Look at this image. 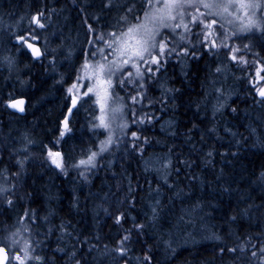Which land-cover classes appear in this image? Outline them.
Listing matches in <instances>:
<instances>
[{
  "label": "trees",
  "instance_id": "1",
  "mask_svg": "<svg viewBox=\"0 0 264 264\" xmlns=\"http://www.w3.org/2000/svg\"><path fill=\"white\" fill-rule=\"evenodd\" d=\"M103 2L0 0V182L6 175L15 184L14 192L0 195V230L35 213V223H25L40 242L36 254L51 264H262L264 103L249 85L258 67L250 56L247 66L234 64L191 35L180 44L188 55L179 47L159 72L145 74L144 100L135 111L152 120L131 124L130 118L128 135L98 158L95 169L84 176L74 171L72 165L104 136L90 127L91 119L80 118V110L72 131L59 134L67 89L91 50L87 25L107 31L123 14L122 7L103 9ZM114 2L133 4L138 12L142 0ZM38 9L56 12L46 29L37 30L35 43L45 55L34 61L25 48L14 47L12 33L27 29ZM239 42L254 44L252 51L264 57L259 33ZM217 89L234 96L221 106ZM119 95L128 102L124 91ZM18 98L28 102L25 116L8 109ZM26 138L33 141L27 152ZM47 148L63 154L67 175L47 159ZM128 230L122 259L114 249Z\"/></svg>",
  "mask_w": 264,
  "mask_h": 264
},
{
  "label": "snow or ice",
  "instance_id": "2",
  "mask_svg": "<svg viewBox=\"0 0 264 264\" xmlns=\"http://www.w3.org/2000/svg\"><path fill=\"white\" fill-rule=\"evenodd\" d=\"M121 7L123 14L117 19L116 25L109 26V30L98 32L91 24L87 25L88 33L92 36L87 41L91 50L85 54L76 80L67 89L70 94L69 105L66 106L67 115L61 121L60 138L72 131L69 116L74 114L73 110L79 111V108L89 101L93 102L95 108L90 127L93 130L103 129L107 134L105 139L99 142L96 151L90 149L86 158L79 159L72 165L74 168H83L81 176L97 167V158L101 154L119 146L122 138L128 135L130 118L131 124L152 120L147 113L137 116L135 105L142 104L144 100L146 73L159 72L167 57L180 54L177 47H180L184 55L189 54L188 47L176 43L177 37L184 41L189 35L197 36L201 46L213 54L226 50L229 60L234 64L247 66V57L250 56L252 63L258 67L249 84L260 98L259 102L264 103V75H261L264 72V57L260 52L252 51L254 44L243 43L241 46L236 43L249 40L257 33L264 37V0H142L138 12L134 10L133 4L119 5L114 0H104L102 4V8L108 11ZM55 12L56 9H48L46 14L45 10L38 9L32 14L27 29L12 33V38L17 42L14 47L31 50L37 59L45 55L35 44V41L41 38L37 30L46 29ZM94 19L99 21L100 17L96 16ZM193 29L198 32H193ZM188 43L191 44V41ZM260 48L264 50V43L260 44ZM6 59L10 64L13 63L11 58ZM215 71L220 73L222 69L217 67ZM120 91L125 92L128 102L119 95ZM220 91L217 89V92ZM8 104L21 112L24 111L23 100L10 99ZM131 136L139 139L136 132H131ZM32 143L33 141L27 140L23 151L27 152L28 145ZM56 143L58 144L59 140ZM46 153L51 164L67 175L63 154L51 148H47ZM17 164L22 169L24 161L18 160ZM13 176L18 177L19 173H14ZM14 190L15 184L4 175L3 182H0V195L7 197ZM6 203L12 205L13 201L6 199ZM155 213L156 209L153 208V218ZM25 219L35 223V213L25 212L19 221L21 226L9 232L5 241L0 242V264H51L45 257L36 254V247L40 242L31 239L30 227L23 224ZM122 219L124 216L121 213L116 217V222L119 224ZM134 226L139 230L144 228L143 224ZM60 227L67 231L64 224ZM24 234H27L28 238H25ZM130 240L131 230H128V234L117 241L114 251L119 253L122 259L127 255L129 249L126 245ZM229 251L235 252L236 249ZM252 255L256 256V253L253 252ZM150 259L145 257L146 261ZM76 264H79V261H76Z\"/></svg>",
  "mask_w": 264,
  "mask_h": 264
},
{
  "label": "rangeland",
  "instance_id": "3",
  "mask_svg": "<svg viewBox=\"0 0 264 264\" xmlns=\"http://www.w3.org/2000/svg\"><path fill=\"white\" fill-rule=\"evenodd\" d=\"M193 32H198V30L197 29H193ZM258 34V33H257ZM191 35H189L187 38H189ZM186 38V39H187ZM185 39V40H186ZM176 43L178 44V45H180L181 43H182V41H180L179 40V38L177 37V39H176ZM236 43H238V44H240V42L239 41H236ZM242 46V45H241ZM177 49H179V47H177ZM219 51H223V55L227 58V56L229 57V54H228V52L226 51V50H219ZM183 54V53H182ZM184 55V54H183ZM142 71H143V68H142ZM263 73L264 72H262L261 73V75H263ZM250 85V84H249ZM228 91H230V90H228L227 89V93H224V92H219V96H218V101H216V102H221V106H224L226 103H227V101H228V99H230V98H232L234 95H231ZM80 94V92L78 91L77 92V95H79ZM225 97V98H224ZM86 99V98H85ZM79 110H80V118H82V119H84V118H88L89 120L91 119L92 120V116L95 114V108H94V105H93V102L92 101H89L88 103H86V104H84V106L83 107H80L79 108ZM96 131H99L100 133H102L104 136H103V139L102 140H104L105 139V136L107 135L105 132H104V130L103 129H95ZM98 146H99V143H98ZM98 146L96 147V149L94 150V151H96L97 149H98ZM113 150V148L112 149H110L108 152H105V153H103V154H101V156H99V157H102V156H105V155H107V154H109L111 151ZM93 151V150H92ZM113 154V153H112ZM112 154H110L109 156H111ZM98 157V158H99ZM98 158H97V160H98ZM82 159V158H81ZM79 161V160H78ZM77 161V162H78ZM76 162V163H77ZM75 163V164H76ZM73 169H74V171L77 173V172H81V171H83V168H74L73 167ZM91 171V170H90ZM90 171H86V172H90ZM23 224H27V223H25V220H23ZM28 225V224H27ZM21 225H20V223H19V221H16V223L13 225V226H11L10 228H6V229H1L0 230V242H4L5 241V238L7 237V235H8V233L9 232H11V231H15V229L17 228V227H20ZM31 234H32V230H31ZM25 235V238H28L27 237V234H24ZM22 254V253H21Z\"/></svg>",
  "mask_w": 264,
  "mask_h": 264
},
{
  "label": "water",
  "instance_id": "4",
  "mask_svg": "<svg viewBox=\"0 0 264 264\" xmlns=\"http://www.w3.org/2000/svg\"><path fill=\"white\" fill-rule=\"evenodd\" d=\"M35 44H36V46H37L38 48H40L41 52H44V51H43V48H42L39 44H37V43H35ZM25 49H26V48H25ZM26 51H27V53L32 57V59H33L34 61H41V60L43 59V57H44V55H42L39 59H37V58L32 54L31 50L26 49ZM15 100H23V101H24V104H23L24 111L21 112V111H19L18 109L12 108V107L9 106V104H8V109H9L12 113H14V114H17V115H19V116H25V115H26L27 104H28L27 100H26L25 98H18V99H15ZM73 112H74V114H75L76 110L74 109ZM74 114H73L72 116H69V123L71 122V120H72ZM66 115H67V113H66ZM61 125H62V124H61Z\"/></svg>",
  "mask_w": 264,
  "mask_h": 264
}]
</instances>
